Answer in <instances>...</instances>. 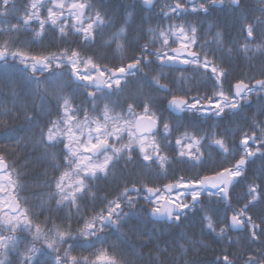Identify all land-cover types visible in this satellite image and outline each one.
<instances>
[{
  "label": "snow or ice",
  "instance_id": "obj_1",
  "mask_svg": "<svg viewBox=\"0 0 264 264\" xmlns=\"http://www.w3.org/2000/svg\"><path fill=\"white\" fill-rule=\"evenodd\" d=\"M155 2L127 4L118 0L113 10L119 15L113 17L91 0H28L20 8L17 0H0V17H17L15 24L0 20V33L9 35L0 44V81L11 83L18 74L24 82L26 98H31L30 104L22 103L18 110L15 104L12 109H4V116L14 119L20 118L16 114L19 111L23 123L12 126L0 119V140L14 141L17 150L31 145L42 153L38 163H48L53 170L63 169L51 182L35 185L48 191L33 192L38 203L29 205L21 202L19 191L23 185L15 164H9L7 157L0 154V193L6 194V198H0V210L4 205L8 207L0 216V264H165L160 257L168 248L180 251L179 258H171V264H204L190 254L208 245L194 238L195 231L188 235L182 230L187 221H194L191 227H198L201 236L243 249L239 256L222 252L211 264H237V260L242 264H264V216L254 219L249 214L250 206L264 201V120L256 119L257 115L264 116V67L262 78L237 79L228 90L224 88L229 75L227 63L233 55L264 54V0H259L261 6L251 15L242 11L244 0H201L191 9L182 0L167 5L168 10H162V14L169 20L190 12L210 15L218 5H227L231 10L244 34V43L233 41L232 47H227V26L217 23L212 27L223 30L215 32L216 48L206 50L199 45V52L194 50L198 30L192 23L170 24L167 29L144 27V8L140 5L151 9ZM137 18L140 23L133 27ZM113 28L116 31L105 39V30ZM49 31L53 41H59L56 52L30 55L24 51L30 44L43 43ZM28 32L31 37L19 40V47H15L18 37L12 38L11 34ZM173 36L177 48L169 43ZM113 44V56L119 54L120 63L109 67L105 61ZM9 60L22 67L16 68ZM177 64L202 69L203 76L211 82V91L189 97L193 89L186 85L183 72L171 79L162 70L153 75L157 69ZM162 79L169 83H161ZM69 89L71 93L65 94ZM81 89L89 108L98 115L90 117L89 108L74 103ZM253 96L259 102L258 112L251 118L241 115L252 107ZM201 117L212 119L214 125L201 129ZM237 117L253 129L251 134L243 131L244 124H237L233 130ZM222 126V133L213 130ZM241 131L242 138L228 139ZM205 145L225 157L210 175H172L168 183L152 184L161 173L168 179L174 162L190 164L192 170L203 169L207 163ZM169 146L174 153L171 157L166 154ZM255 159L262 161L261 166L247 185V203L237 209L232 205L233 193L239 184L249 180V166ZM130 164L141 169L137 179L125 178L115 199L84 216L89 201L94 204L99 199L92 181L115 179V170L123 171ZM141 200L150 207L139 209ZM45 212L49 215L40 222ZM144 215L153 222L167 224L169 236L163 241L167 247L160 248L161 233L146 226ZM74 218L83 221L81 228L73 229ZM126 226L139 243H129L127 234H122L125 238L120 243L126 251L121 250L119 259L103 248L93 254L94 260L71 254L77 247L107 243L105 229L119 231ZM173 228L181 231L177 233ZM231 230L242 235L233 239L228 235ZM253 245L259 247L252 248ZM139 248L148 249L147 254H141Z\"/></svg>",
  "mask_w": 264,
  "mask_h": 264
},
{
  "label": "trees",
  "instance_id": "obj_2",
  "mask_svg": "<svg viewBox=\"0 0 264 264\" xmlns=\"http://www.w3.org/2000/svg\"><path fill=\"white\" fill-rule=\"evenodd\" d=\"M170 2L171 4H174L176 0H156L155 7L149 9L148 6L140 5V7L144 8L143 16L145 18V28L148 27H156L159 28V25L162 24V28L165 29L166 26H164V22H162L160 19L163 18V21L168 22L169 24L175 25L179 23H192L197 27V36H198V43L205 44V49H215L216 45L213 42L215 32L223 30L220 27H212L213 25L219 23L221 25L226 24V46L232 47V42H237L238 45L244 43V34L240 32L239 29V22L235 19L233 13L230 9H228L227 5H225L223 8H221L219 5L212 10L210 15H206L204 13H189L184 17H181L180 19H172L169 20L166 17L163 16V14L159 15L157 17V20L155 15L157 14V10L160 8V3H163V6L166 5L167 2ZM28 0H17V7L20 8L21 5H26ZM92 3L97 5V8H100L102 12H108L110 16H117L119 15L118 12L113 10V5L118 3V0H102V7H101V0H91ZM133 2L139 4V0H125V3L132 4ZM186 4V6L191 9L194 5H198L201 0H192L191 3H189V0H182ZM244 9L242 11L247 12L248 14H252L253 11L260 7L259 0H244ZM42 14L46 15V12L42 10ZM67 15V13H65ZM257 16L259 13H255ZM0 20H7L8 22L15 24L17 23V17L13 15H9L8 17H0ZM140 21L139 19H135L132 23L133 27H137L139 25ZM33 27H36L33 25ZM116 31L115 28L105 30V39H109L111 37L112 32ZM12 38L18 37V42L15 47H19V40H26L31 37V32L24 33V34H11ZM9 39L8 34L0 33V44L3 43L4 40ZM176 39L174 37H171L172 46L177 45L178 43H174ZM145 41H141V43H144ZM259 43V41H257ZM57 45H59V41H53V33L51 31L47 32L45 37L43 38V43L37 42L35 44H30L24 48V51L27 54L30 55H37V54H47L48 52H56L58 50ZM115 45V44H113ZM112 45V50H114V46ZM66 46V45H65ZM157 47L159 46V42H157ZM255 45H253L254 47ZM15 47L13 50H15ZM194 50L199 52L200 47L199 45L194 47ZM114 51H110L108 53V59L105 61V63L108 64L109 67H111L113 64H119L120 63V55L115 54L113 56ZM130 55V53H125V56ZM219 55V52L217 53ZM212 57L210 56L209 59ZM2 63V62H0ZM9 63H15L16 68L22 67L19 65L18 62H13L12 60H9ZM227 66L229 68V75L227 78V82L224 84L225 90H228L231 84H234L237 79H245L246 81L249 78H255L259 79L261 77V68L264 67V54H261L259 52L254 53H248L247 55H233L232 59L228 61ZM163 71L165 74L169 76V79L172 77H179L180 73L183 72L184 77L186 78V85L192 87V91L189 93V97L194 95H203L205 93H208L211 91L212 85L210 81H207L206 78L203 76V70L202 69H196L195 66L192 65H183L181 67H164L163 69H157L156 73H153V75L157 74L160 71ZM63 71H67V69H64ZM43 79V77H41ZM254 82V81H253ZM161 83H169V80H161ZM13 91H15L16 95L13 96ZM173 92H176V89H173ZM65 94H70V89L65 92ZM163 95V93H161ZM76 100L80 101L83 105H89L88 99L86 95H83L82 93H77ZM22 103H31V98H26L25 96V88H24V82L20 79L19 75L17 74L16 77L13 78V82H9L8 80H2L0 81V119H6L8 121L9 125L12 126H20L23 123V117L19 113V111H16V114L20 116L19 119H14L9 116H4V109H12L13 105L15 104L16 110L19 109L20 104ZM36 103H39V100H36ZM259 108V102L257 101L256 97L253 96V103L252 107L250 109H246L245 112H243L241 115L248 116L251 118L254 114L258 112ZM120 111V109L118 110ZM52 119L55 118V115L51 117ZM257 120H264V116L257 115ZM250 123V120L249 122ZM237 124H244L243 131H247L249 134H251V131L253 129L249 128L247 124H245L243 121L240 120L239 117L236 118L235 123H233L232 127L235 131ZM210 125H214V121L212 119L200 118L199 121V127L203 130H207ZM213 130L217 132V134L223 132V126L219 129H216L213 127ZM191 131V130H190ZM243 131L239 132L235 137L233 135H229L228 139L233 140L234 138L238 140V138H242ZM178 135V133H177ZM126 139V138H125ZM13 149V154H10V149ZM214 148V146H213ZM205 151V157L207 160V163L204 165L203 169L197 168L195 170L191 169V165H184L180 163H173L171 168L169 169V178L166 179L164 174L161 173V175L156 178L155 180H152V184L155 186H161L164 183H168L169 179L172 175L180 176H193L196 175L198 172L201 175H210L211 170L215 167H219L221 163H223L225 157L223 154L217 155V151H213L212 148H209L207 145H205L204 148ZM0 154H4L9 164H15L16 171L20 174V183L24 184L25 186L34 187L35 190L40 188H36L35 185L37 183H40L41 185L46 184L47 182H51L54 177L59 176L60 172L63 171V169L59 170H53L51 165L48 163H38L37 157H40L42 153L40 151H34L32 146L29 145L26 149L24 147H21L20 149L14 148V141L12 140H0ZM170 157L174 155L172 151V147L169 146V149L166 153ZM238 158V157H236ZM229 160H232L234 162V159L232 157H228ZM59 163V161H57ZM262 161L260 159H255L254 163H252L250 167V171L248 173L249 180L242 182L239 184L235 192L233 193V196L235 199L232 200V205L235 208H240L243 206V204L247 203V200L244 199L245 194L247 193V185L252 182L251 177L255 174V172L260 168ZM121 167L123 165L121 164ZM141 172V169L139 166L129 165L126 169H123L121 171V168H117L115 170L116 178L109 177L107 180L100 179L92 181L93 185V191L97 193V196L99 199L93 204L89 201L87 211L82 213L84 216H90L93 213V208H95L96 211H99L100 208L106 206L107 200H113L117 197L120 191H122V188L124 186L125 178L128 180H136L137 174ZM153 174H155V170L153 169ZM143 179V177H140ZM13 179H16L15 172L13 173ZM150 180L152 178H149ZM257 184L260 183L259 180L256 181ZM23 185V186H24ZM41 189L44 191V193H47L48 189L46 187H41ZM46 197V196H45ZM44 197V198H45ZM47 198V197H46ZM45 198V199H46ZM205 199H207L205 197ZM37 202V201H36ZM51 206L54 208L55 203L54 201L51 203ZM150 206L146 204L143 200H141L138 204V208L141 210L148 209ZM127 211V209H125ZM250 215L253 216L254 219H258L261 216H264V201H260L256 203L254 206H250ZM49 213L45 212L43 216H40L39 218L45 219L46 216H48ZM229 215L231 213L229 212ZM198 219V216L196 217ZM144 223L149 229H155L156 232L161 233L160 239L161 244L160 248H165L167 245L163 241L168 240L169 236V228L167 224L164 221L159 222H153L150 218H148L146 215L143 216ZM194 221H187L185 223L184 228L182 229L184 232H186L188 235H192V233L195 231V239H202L204 240V243L208 245L206 249H200L197 253H193L190 255H194L197 259H200L204 262V264H211V262L219 255H221L222 252H227L231 254H235L239 256L240 252L243 251V249L239 245H233L228 246L225 241H219L214 242L212 239L201 236L199 234L198 227L193 228L191 227V224H193ZM83 226L82 220H77L76 218L72 221V227L73 229H79ZM172 231H175L179 233L181 229H175L173 228ZM122 234H127L126 238L129 243L132 244H138L139 241L137 238L132 235L131 233H128L127 226L125 228L120 229L119 231H116L115 229H105L104 238L106 239L107 243L101 244L97 242L95 246L91 248L87 247H77L73 250L71 253L72 255L78 256V257H84L87 256L89 259H95V256L93 255L101 248L107 249L109 255H115L118 259L121 254V250L123 249L126 251L123 245H121L120 241L121 239L125 238ZM228 235L232 237L233 239L239 238L242 233H240L238 230H231ZM182 242V241H181ZM241 243H246L245 241H241ZM115 244L116 248L114 249L112 245ZM259 247V245H253L252 248ZM251 249H249L250 251ZM138 251L141 254H147L148 249L146 248H139ZM153 255H157L156 252H153ZM180 257V251L179 250H173L172 248H168L167 253L160 257V259L165 261V264H171V258ZM188 257H186L187 259ZM237 264H242L241 260H237Z\"/></svg>",
  "mask_w": 264,
  "mask_h": 264
},
{
  "label": "flooded vegetation",
  "instance_id": "obj_3",
  "mask_svg": "<svg viewBox=\"0 0 264 264\" xmlns=\"http://www.w3.org/2000/svg\"><path fill=\"white\" fill-rule=\"evenodd\" d=\"M169 4H171L169 1L166 3L165 6H163V3H160V4H159V5H160V8L157 10V14H156L155 17H154V18H156V20H157V17H158L159 15L162 14V10H163V11H167V10H168L167 5H169ZM160 20H161L162 22H164V26H166L165 29H167L168 26H169L170 24H169L168 22L163 21V18H161ZM154 28H156V27H154ZM159 28H162V24L159 25ZM169 43H170V45H171L172 48H173L174 46H176V45H173V46H172L171 38H170ZM177 45H178V44H177ZM197 45H205V44H203V43H198ZM113 46H115V45H113ZM70 93H71V89H70ZM80 93H82L83 95H86V94L83 92V89H81ZM74 103H75L76 105H80V104H81V102L78 101V100H76V99H75ZM83 106H84L85 108H89V105H83ZM118 110H119V109H117V111H118ZM96 115H98V113H97V112H93V111H91V109L89 108V116H90V117H93V116H96ZM55 118H56V116H55ZM55 118H54V119H55ZM202 118H205V117H202ZM81 119H83V115H81ZM125 137H126V134H125ZM55 151H59V149H56ZM10 154H11V155L13 154V149H12V148L10 149ZM31 189H34V190H35L34 187H27V186H25V187H23L22 190L19 191V196H20V199H21V202H22V203H23L24 201H27V203H28L29 205H35V204L38 203V201L36 200V198H35L32 194H30V193H31ZM36 201H37V202H36ZM35 202H36V203H35ZM5 207H6V205H5ZM5 207H4V208H5ZM4 211L7 212L6 208L4 209ZM39 219H40V222H43V221H44V219H42V218H39Z\"/></svg>",
  "mask_w": 264,
  "mask_h": 264
},
{
  "label": "rangeland",
  "instance_id": "obj_4",
  "mask_svg": "<svg viewBox=\"0 0 264 264\" xmlns=\"http://www.w3.org/2000/svg\"><path fill=\"white\" fill-rule=\"evenodd\" d=\"M175 39H176V37L175 36H173ZM114 50H115V46H114ZM113 50V51H114ZM65 79H66V77H65ZM126 138V137H125ZM22 185H24V184H22ZM23 187H25V185L23 186ZM29 187V186H28ZM33 192H43L44 193V191L40 188V189H37V191L36 190H34V189H31V193L30 194H32L33 195ZM0 198H6V194L5 193H0ZM46 198V197H45ZM36 203V202H35ZM5 207V205L3 206V208H2V210H0V216H2V215H4L6 212L4 211V208Z\"/></svg>",
  "mask_w": 264,
  "mask_h": 264
},
{
  "label": "water",
  "instance_id": "obj_5",
  "mask_svg": "<svg viewBox=\"0 0 264 264\" xmlns=\"http://www.w3.org/2000/svg\"><path fill=\"white\" fill-rule=\"evenodd\" d=\"M175 48H177V47H175ZM183 64H177V65H174V66H182ZM7 210H8V207H7Z\"/></svg>",
  "mask_w": 264,
  "mask_h": 264
}]
</instances>
